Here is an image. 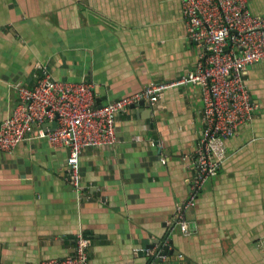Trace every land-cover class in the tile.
<instances>
[{
	"label": "crops",
	"instance_id": "0c3cea01",
	"mask_svg": "<svg viewBox=\"0 0 264 264\" xmlns=\"http://www.w3.org/2000/svg\"><path fill=\"white\" fill-rule=\"evenodd\" d=\"M249 7L264 18V0ZM200 54L181 0H0V124L18 104L13 85L33 88L39 65L57 81L93 83L102 105L178 82ZM245 81L253 120L227 141V161L186 212L189 236L172 226L204 130L198 86L167 88L152 113L121 114L117 145L83 152L81 194L67 180L66 148L29 139L0 150V264L70 256L81 232L91 264H149L146 250L167 251L157 264H264V61Z\"/></svg>",
	"mask_w": 264,
	"mask_h": 264
},
{
	"label": "built area",
	"instance_id": "2783aa9c",
	"mask_svg": "<svg viewBox=\"0 0 264 264\" xmlns=\"http://www.w3.org/2000/svg\"><path fill=\"white\" fill-rule=\"evenodd\" d=\"M181 1L187 38L201 53L194 71L176 83L151 84L135 95L99 105L93 83L57 81L45 66L39 65L33 88L22 83L13 85L19 101L11 116L0 124V150L13 152L29 139H46L54 148H66L67 180L81 194V156L87 148L117 145V120L121 114L142 101L156 106L171 86H198L204 104V130L193 157L194 180L189 197L178 207L172 226V230L178 228L189 236L192 230L186 212L196 206L207 181L216 177L227 161V141L253 120L254 106L245 74L249 66L264 61V18L252 14V0ZM53 123L54 129L45 127ZM34 126L38 131L30 137ZM91 245L81 232L72 255L40 264H91ZM146 253L154 257L149 264L167 258L162 250L155 255L149 250Z\"/></svg>",
	"mask_w": 264,
	"mask_h": 264
},
{
	"label": "water",
	"instance_id": "95a60500",
	"mask_svg": "<svg viewBox=\"0 0 264 264\" xmlns=\"http://www.w3.org/2000/svg\"><path fill=\"white\" fill-rule=\"evenodd\" d=\"M137 106H140V107H147L150 111H151V109H150V104H149V102H146V101H142V102H140L138 105H135V106H132V108H135V107H137ZM151 113H152V111H151ZM177 253V252H176ZM164 254H167V251H164ZM163 260H161V259H159L158 260V262L159 263H161Z\"/></svg>",
	"mask_w": 264,
	"mask_h": 264
},
{
	"label": "trees",
	"instance_id": "16d2710c",
	"mask_svg": "<svg viewBox=\"0 0 264 264\" xmlns=\"http://www.w3.org/2000/svg\"><path fill=\"white\" fill-rule=\"evenodd\" d=\"M149 261L151 262V261H154V257H150L149 258Z\"/></svg>",
	"mask_w": 264,
	"mask_h": 264
}]
</instances>
